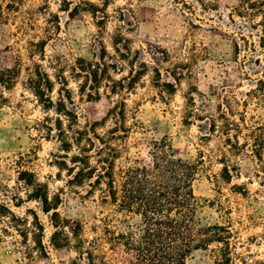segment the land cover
I'll return each instance as SVG.
<instances>
[{
    "label": "rangeland",
    "instance_id": "1",
    "mask_svg": "<svg viewBox=\"0 0 264 264\" xmlns=\"http://www.w3.org/2000/svg\"><path fill=\"white\" fill-rule=\"evenodd\" d=\"M62 1L0 0V49L11 47L22 61L14 85L0 84V264H102L103 260L129 264L121 249L112 250L106 243L92 249L95 256L90 262L87 253L80 256L76 251L78 241L70 230L71 251L54 248L50 238L55 210L46 213L41 198L46 194L49 204L73 226L80 223L85 245L101 239L107 225L125 230L120 221L125 215L102 201L99 188L88 180L70 184L67 171L60 168L77 152L74 146L67 156L60 129L71 133L69 125L81 128L105 111L103 101L90 100L92 90L85 77L76 74V66L82 63L80 58L94 59L104 46L113 54L118 31L130 38L134 49L167 48L172 62L190 63L181 71L188 67L193 73L171 95L154 86L151 71L132 90L125 89L126 123L137 121V126L130 132L118 167L150 165L151 142L163 137L180 157L203 159L193 183L199 201L197 221L231 227L235 264H264V150L260 159L246 128L239 141L251 145L234 150L226 142L225 121L219 117L225 111L242 127L245 122L264 129V19L241 14L242 0H110L108 17L98 24L101 13L93 17L82 11L71 16L60 9ZM142 58L156 64L148 54ZM39 68L53 85L45 98L30 88L29 78ZM164 73V80L173 81ZM111 74L116 79L122 75ZM190 93L201 118L192 114L186 124ZM208 117L216 120L215 132L210 131ZM113 125L108 119L97 132L104 135ZM224 163L232 171L230 182L222 178ZM24 171L30 173L25 177L32 185L20 179ZM38 222L44 226L46 252L35 243ZM217 260L218 244L213 243L194 250L186 264Z\"/></svg>",
    "mask_w": 264,
    "mask_h": 264
},
{
    "label": "trees",
    "instance_id": "2",
    "mask_svg": "<svg viewBox=\"0 0 264 264\" xmlns=\"http://www.w3.org/2000/svg\"><path fill=\"white\" fill-rule=\"evenodd\" d=\"M245 3L242 13L253 14L264 19V0H242ZM110 0H102L97 3L92 0H63L60 9L71 16L78 15L82 11L89 12L93 17H102L98 24L105 23L108 17L107 7ZM114 53L108 52L104 46L94 59L80 58L82 62L76 66V74L84 76L87 85L92 90L88 93L90 100L104 102L105 111L93 122L87 121L85 126L74 129L69 125L70 131L60 129L62 148L67 156L74 146L77 152L68 160L63 161L61 169L67 171L70 176V184H83L86 180L93 188H99L103 202L111 203L117 207V212L123 213L125 219L120 220L125 230H117L107 225L104 236L96 238L93 242L85 245L86 240L81 237V225L72 223L61 217L57 207L49 204L48 196L42 198L44 211L52 212L51 222L54 231L50 242L54 248L62 252H70L72 249L71 234L76 236L78 244L74 246L80 256L88 254L90 262H94L93 248H101L103 243L109 244L112 250L121 249L127 256L129 264H186L187 257L196 249H205L209 245L218 244V260L215 264H235L232 246L233 232L231 227L219 223L202 225L196 219L199 201L194 193L193 183L199 170V161H191L179 156L178 149L163 137L151 142L150 165H121L118 160L126 149V141L130 132L137 126V121L127 125L126 101L122 93L125 89L132 90L150 71L154 74V86L162 89L167 94H174L177 85L186 77H193L190 69L181 71L187 62H172L171 52L160 45H150L147 49H134L130 38L118 31L113 37ZM148 54L154 61L151 65L142 58ZM171 64L164 66V64ZM22 68L20 55L7 46L0 49V84L11 88ZM78 70V71H77ZM127 70V74L123 73ZM111 71L122 74L116 79ZM166 72L173 81L164 80ZM29 82L34 94L40 98L47 97L52 91L53 85L47 73L40 68L30 76ZM104 84V85H103ZM85 85V84H84ZM104 87L103 93L101 88ZM86 89V88H85ZM84 89V90H85ZM161 90V91H162ZM250 90L249 93H251ZM247 93V95H249ZM96 95V96H95ZM121 99H113L114 96ZM245 102V101H244ZM190 105L188 117L185 123H190L192 114L201 118L194 109L195 98L193 93L188 97ZM219 117L225 121V129L228 142L234 150L239 151L249 147L252 141L257 156L262 158L264 150V129L261 126H252L243 122V127L222 111ZM211 120V132L216 131L215 118ZM212 118V119H211ZM243 117H241V120ZM108 119L113 120L114 125L106 134L97 132L100 125H105ZM78 124V123H77ZM246 133L247 142L239 141V134ZM260 145V148L259 146ZM201 164V163H200ZM27 171L21 173L20 179L28 185L33 181L27 179ZM222 178L230 182L233 178L230 167L224 163ZM34 198H40L35 195ZM1 213V212H0ZM137 217V222H131V217ZM110 224V223H108ZM37 233L34 235L36 245L46 252L43 243L44 226L41 222L36 224ZM102 264H108L105 260Z\"/></svg>",
    "mask_w": 264,
    "mask_h": 264
}]
</instances>
